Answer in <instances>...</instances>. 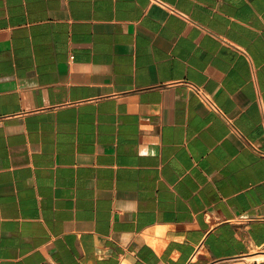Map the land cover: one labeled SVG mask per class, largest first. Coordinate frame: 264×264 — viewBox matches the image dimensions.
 <instances>
[{
  "label": "crops",
  "instance_id": "0c3cea01",
  "mask_svg": "<svg viewBox=\"0 0 264 264\" xmlns=\"http://www.w3.org/2000/svg\"><path fill=\"white\" fill-rule=\"evenodd\" d=\"M0 264H264V0H0Z\"/></svg>",
  "mask_w": 264,
  "mask_h": 264
},
{
  "label": "built area",
  "instance_id": "2783aa9c",
  "mask_svg": "<svg viewBox=\"0 0 264 264\" xmlns=\"http://www.w3.org/2000/svg\"><path fill=\"white\" fill-rule=\"evenodd\" d=\"M187 84H188L189 88L191 89V91L198 96L200 102L205 106L206 109L220 113V111L218 110V107L216 106V104L213 101V98L210 94L205 92L199 86H196V85L191 84V83H187ZM229 123H230V121H229Z\"/></svg>",
  "mask_w": 264,
  "mask_h": 264
},
{
  "label": "bare ground",
  "instance_id": "6f19581e",
  "mask_svg": "<svg viewBox=\"0 0 264 264\" xmlns=\"http://www.w3.org/2000/svg\"><path fill=\"white\" fill-rule=\"evenodd\" d=\"M258 258H261V257H258Z\"/></svg>",
  "mask_w": 264,
  "mask_h": 264
}]
</instances>
